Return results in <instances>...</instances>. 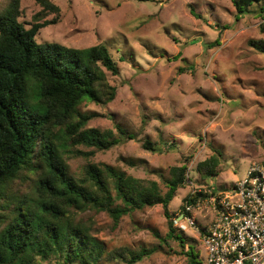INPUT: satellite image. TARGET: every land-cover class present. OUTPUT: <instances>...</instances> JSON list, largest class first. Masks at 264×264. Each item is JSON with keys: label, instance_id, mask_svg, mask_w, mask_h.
<instances>
[{"label": "rangeland", "instance_id": "374dc122", "mask_svg": "<svg viewBox=\"0 0 264 264\" xmlns=\"http://www.w3.org/2000/svg\"><path fill=\"white\" fill-rule=\"evenodd\" d=\"M53 1L61 12L56 23L40 30L38 42L74 48L102 44L120 67L118 75L108 74L118 88L115 100L83 102L80 109L96 114L89 127L122 140L89 159L70 157L71 172H80L88 161L109 164L157 182L165 194L171 169L187 162L188 181L169 204L174 218L194 189L213 185L223 191L245 178L253 162H264V47L250 45L252 39L264 41V20L254 12L264 0L242 15L232 0ZM6 5L0 0V11ZM41 9L36 0H22L21 22L31 26ZM55 17L47 14L42 21ZM118 126L133 136H123ZM146 140L160 149L144 148ZM218 152L217 175L202 178L198 164ZM91 214L94 233L107 249L155 248L137 264H189L180 241L167 238L163 205L136 210L118 223L106 212ZM204 215L211 218L198 212L199 222ZM177 230L185 251L192 249L203 262L199 232ZM117 263L126 264H105Z\"/></svg>", "mask_w": 264, "mask_h": 264}, {"label": "trees", "instance_id": "16d2710c", "mask_svg": "<svg viewBox=\"0 0 264 264\" xmlns=\"http://www.w3.org/2000/svg\"><path fill=\"white\" fill-rule=\"evenodd\" d=\"M21 1L7 0L0 11V264H137L156 249H107L94 233L91 213L106 212L118 223L136 210L159 204L169 218L167 238L180 241L189 264H203L199 254L185 251L169 211L176 192L188 181L187 162L171 169L165 194L157 182L109 164L88 161L80 172H71L70 157L89 159L122 140L89 127L96 114L80 109L83 102L107 105L115 100L118 88L108 74L118 75L120 67L102 44L74 48L38 42L40 30L57 22L61 8L53 0H36L42 9L27 27L20 20ZM232 1L242 15L262 0ZM254 12L264 20V6ZM52 13L55 18L42 21ZM250 45L261 49L264 41L252 39ZM118 129L123 136H133ZM143 147L160 149L150 140ZM220 156L215 153L198 164L202 178L217 175ZM196 197L188 194L182 209Z\"/></svg>", "mask_w": 264, "mask_h": 264}, {"label": "built area", "instance_id": "2783aa9c", "mask_svg": "<svg viewBox=\"0 0 264 264\" xmlns=\"http://www.w3.org/2000/svg\"><path fill=\"white\" fill-rule=\"evenodd\" d=\"M190 194L196 199L187 201L173 222L180 231L199 232L203 264H264V162H253L245 178L223 191L211 185ZM198 212L211 218L204 215L199 222Z\"/></svg>", "mask_w": 264, "mask_h": 264}, {"label": "crops", "instance_id": "0c3cea01", "mask_svg": "<svg viewBox=\"0 0 264 264\" xmlns=\"http://www.w3.org/2000/svg\"><path fill=\"white\" fill-rule=\"evenodd\" d=\"M214 187V186H213Z\"/></svg>", "mask_w": 264, "mask_h": 264}]
</instances>
